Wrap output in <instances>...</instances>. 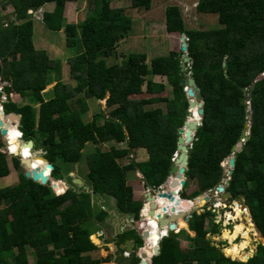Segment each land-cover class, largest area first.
Returning a JSON list of instances; mask_svg holds the SVG:
<instances>
[{"label": "trees", "instance_id": "trees-1", "mask_svg": "<svg viewBox=\"0 0 264 264\" xmlns=\"http://www.w3.org/2000/svg\"><path fill=\"white\" fill-rule=\"evenodd\" d=\"M75 1L3 0L2 3V11L11 6L14 17L2 18L4 12L0 15V80L7 82L3 86L7 96L2 103L3 111L19 114L18 128L24 140H31L35 149H42L54 170L46 185L16 174L12 182L0 186V264L110 262L113 254L109 249L106 258L94 255L98 250L95 243L99 241L92 237L87 226L93 219H105L107 213L100 208L95 212L92 195L114 198L122 213L133 215L139 222L143 202L134 200L133 191L140 182L139 179L129 182L128 173L138 172L148 187L158 189L168 179L177 153V132L189 107L181 84L185 79L183 52H171L167 57L152 59L149 64L146 54H130L121 65H108L105 60L114 57L119 43L129 36L132 19L125 15V9L111 8L108 0H95L93 11L80 23L66 25L65 3ZM129 1L130 9L138 11L151 10L154 2ZM47 3H53L54 7L52 11L42 12V22L55 32L65 25L66 46L77 48L75 56L67 62L75 86L61 81L60 61L52 60L44 49L36 48L33 43L34 23L29 10ZM196 11L217 15L218 26L188 28L179 6H169L165 12L166 30L187 38L190 61L186 67L199 87L205 109L189 153L187 181L181 198L193 201L200 194L223 185L231 203L244 201L253 223L264 235V78L257 81L264 74V0H199ZM50 75L56 81L54 95L45 100L42 92ZM154 76L165 77L167 85L155 83ZM166 86L172 88L171 99ZM250 92L252 99L248 105ZM17 96L38 104L37 113L29 103L17 105ZM88 100L105 101L110 112L101 111L86 122L84 112ZM161 104H166V110ZM249 106L253 114L249 140L234 155L236 164L229 185L225 186L223 164L229 161L248 122ZM196 118L199 119L197 112ZM101 119H104L102 125L98 123ZM12 122L8 126L10 136L16 131ZM3 142L0 135V146ZM7 142L9 152L23 154L24 159H30V153H34L18 139L14 143L7 139ZM113 142L117 146L111 145L106 151L97 147L87 157V181L93 194L65 182L62 164L81 161L88 144L101 146ZM121 144L127 147L119 148ZM140 148L148 151L149 161L124 163L123 160ZM11 161L15 169L21 167L18 158L12 157ZM31 161L35 167L45 165L40 158ZM9 175L6 154L0 152V178L9 180ZM193 182L197 189L190 197L185 190ZM160 202L169 203L165 199ZM191 205L186 201L178 207L184 211V207L188 210ZM148 210L146 206V215ZM215 217L212 209L194 212L189 225L195 237L185 230L170 232L168 236L166 230L162 231V236L167 237L161 240L160 253L152 264H264L261 243L246 262L232 260V256H226L214 245L208 236L221 232ZM155 224L153 233L158 232ZM179 225L184 227V221ZM184 235L190 241L186 250L180 238ZM118 239L119 244L132 239L139 247L143 245L135 230L120 234ZM28 249L35 252L34 262H30ZM145 252L148 257L152 254L150 248H145ZM133 260L135 264L139 262L138 258Z\"/></svg>", "mask_w": 264, "mask_h": 264}, {"label": "rangeland", "instance_id": "rangeland-1", "mask_svg": "<svg viewBox=\"0 0 264 264\" xmlns=\"http://www.w3.org/2000/svg\"><path fill=\"white\" fill-rule=\"evenodd\" d=\"M110 2L111 8H123L124 13L126 16L132 19L133 21V27L129 34V36L121 41L119 43V46L117 48V54L110 59H106L108 65L112 64H119L121 65L123 61L130 55V54H146L148 58V64L151 62L152 59L157 57H167L171 52H177L179 53L182 49V34L179 33H169L166 30V9L169 6L176 5L179 6L182 9L183 16L185 19V22L188 26V28H194V29H213L218 26V16L217 15H202L199 14L196 11V5L199 0H154L152 9L147 10H133L130 9V1L129 0H108ZM2 3L3 0H0V15H3L4 17L13 19L12 16V8L11 6H7L4 11H2ZM54 4L53 3H47L40 9H37L36 11H33L30 13L31 18L34 23L33 27V43L36 48L44 49L47 53V55L54 61H60L62 64L61 66V81L64 84L75 86V82L70 78L69 75V67H68V60L69 58H72L77 53V48H68L66 46V37L64 35V26L61 31L55 32V30L48 29L44 23L42 22V12L43 11H51L53 9ZM95 7V0H77L75 2H71L68 5L65 4V23L70 24H78L80 23L85 16H87L90 12L93 11ZM14 15V14H13ZM185 41H187V38L185 37ZM189 77L190 74H189ZM158 82H163L165 85L166 78H158ZM55 78L53 75H50V80L48 85L45 87V90L42 92L43 98L45 100L50 99L53 97V87L55 85ZM0 86L2 87L0 90V98L4 96L7 99L6 93L3 91V83L0 80ZM171 86H166V89L168 90ZM171 89V88H170ZM173 97V94H171ZM15 99V98H13ZM17 105H25L29 103L34 110L38 111V104L30 103L29 99L26 97H19L17 96L16 99ZM75 103L73 102V105ZM87 109L84 112L86 114L84 116V119L86 122H89L93 119V116L100 113L101 111L107 113L110 112V109L108 110L106 108V102L105 101H95V100H88L86 101ZM164 107V110H166L165 105H162ZM75 108L78 109V106L76 105ZM5 119H7V114H5ZM10 121H13L12 123L15 124L16 128H18L19 120L17 118L9 117ZM8 119V120H9ZM104 122V119H101L98 123L102 125ZM3 139V146H0V152H3L6 154V162L7 166L9 168V172L11 175H9L8 179L5 180L4 178H0V186L7 182H12L15 179L16 174H24V168L22 166L19 169H15L12 164V157H14L12 154H10L6 147H5V140ZM21 144V142H20ZM111 145L117 146L116 143H108L101 146H95L93 144H88L86 148L83 151V158L78 163H68V164H62L61 169L63 173V179L68 181L71 186H73L75 189H80L82 185L76 184L73 181V177H76L78 179H81L84 184H88L87 181V175L89 172L88 166H87V157L94 153L97 150V147L101 151H106L110 149ZM127 145L124 144L122 148H126ZM39 148V147H37ZM37 150H41L40 148ZM17 158V157H16ZM130 161H135L136 158H126L124 160V163H129ZM226 163V164H225ZM223 164V167L226 170V174L229 175L230 166L228 165V161H225ZM70 170H74L73 177H69L68 173ZM225 174V175H226ZM135 173L129 172L128 173V181H135ZM228 180V178L226 179ZM225 183V181H224ZM137 188V184L135 185ZM134 187V188H135ZM197 189L196 184L193 182L191 185H189L188 188H186L185 192L188 196H190L195 190ZM152 191L157 192L152 188ZM215 191V192H214ZM213 192H208V195L210 196L211 200L216 199L218 204L217 206L210 203L209 205H203L197 212L202 213L205 210L212 209L215 214V220L216 223H220L221 225V232L216 235H209V239L213 242L214 245L219 247L223 250L226 256L235 257L232 260H243L248 261L256 252L258 245L260 244V240L262 241V236L258 233L257 229L254 227V225L250 222H247L245 219V215L247 216L249 214V209L245 205L244 201H237L235 204L231 203L229 200L226 201V199L223 198L222 193L216 192L214 190ZM133 198L134 200L136 198H140V201H143V206L146 203L145 198L137 196L135 194V190L133 191ZM207 193V192H206ZM205 193L200 194L204 195ZM191 197V196H190ZM107 205L114 206V202L112 198L107 197ZM136 201V200H135ZM93 206L95 207V212L98 213L100 209L105 211L104 209H108L105 205H101V202H99L96 198L93 201ZM149 206V205H148ZM147 206V207H148ZM207 208V209H205ZM184 211L186 208L184 207ZM240 212H244V214H241ZM194 213V212H190ZM106 219V218H105ZM105 219L101 220L100 222H103V226H107L105 224ZM179 220L178 219V223ZM105 224V225H104ZM237 226H240L243 228V233H241L238 238L235 241H231L229 238L226 237V233L234 234L235 229ZM92 230L91 227H88ZM111 229V226L108 227ZM184 230V229H183ZM249 233L250 235V243L249 247L245 251H239L236 250L238 246H240L244 241V234ZM187 234L190 235L189 232L186 231ZM191 236V235H190ZM193 237V236H191ZM181 245L184 250L188 249L190 245V241L186 239V235L181 236ZM92 240V238H91ZM93 241V240H92ZM94 242V241H93ZM95 243V242H94ZM99 243V242H98ZM98 243H95L96 245ZM108 248L101 246L98 247V250L94 252L95 258L103 257L106 258L108 255L105 253ZM240 250V249H239ZM110 251V250H109ZM29 259L30 262H34L36 259L35 252L31 249H28ZM103 264H128L127 260H117L114 261L112 258L111 262L103 263Z\"/></svg>", "mask_w": 264, "mask_h": 264}, {"label": "water", "instance_id": "water-1", "mask_svg": "<svg viewBox=\"0 0 264 264\" xmlns=\"http://www.w3.org/2000/svg\"><path fill=\"white\" fill-rule=\"evenodd\" d=\"M36 10V9H35ZM185 35L182 34V52H183V65H182V72L184 73L185 79L182 80L181 84L184 87V92L186 94L187 100L189 102V108L186 112L185 120L183 122V126L178 129V146H177V154L175 156V160H173V166L171 170L169 171V177L162 185L157 192H152L150 190L147 191L146 197H145V205L144 209L141 212L138 228H137V235L141 238L143 241V246L140 248H136V244L133 240H126L124 244H121L119 247L121 250H126L130 252L133 255H136L140 258L139 264H152V260L155 256L159 255L160 253V245L159 242L152 247L148 240L152 237V230H154L153 222L157 223L158 226V238L162 239V231L166 230L168 232H173L178 230V219L185 220L188 225L190 223V220L192 218V213H184L178 206L180 203V200L176 197H180V193L183 190V188L186 186V171L188 170V163H189V153L192 149L193 142L195 140V134L198 130V128L202 125V118L205 113L204 109V101L202 98V95L200 94V90L198 85L196 84V81L189 77L188 70L186 68L185 63L190 61V58L188 57V47L185 43ZM227 64L225 63V67ZM191 76V73H190ZM264 78V74L260 75L257 78V81ZM7 84L6 81H3V85ZM255 87V84L252 85L251 89L253 90ZM2 87L0 86V89ZM252 99V93L250 92L247 95L246 103L250 105ZM7 99L2 96L0 98V108L2 111V102H5ZM194 109H197V115L199 116V119L196 118V113L193 111ZM252 107L249 106V117L248 122L245 124V128L243 130V133L240 136L239 142L236 144L235 147H233V152L229 157L228 165L230 166L229 175H225L228 180H224L223 183L225 186L229 185L230 176L233 173V169L235 167L236 161H235V154L240 152L241 149L244 146V143H246L249 140V136L251 133V119L253 117V114L251 112ZM4 114V113H3ZM7 120L9 117L20 119L19 114L16 113H10L7 114ZM5 117V115H4ZM8 126L9 123L7 122L3 127L0 126V135L4 138L7 145V138L6 134L8 133ZM45 144V141H44ZM23 147L29 148L34 150V153L38 158L42 159V161L45 162V165L43 168L35 167L33 166V162L31 159H24L23 154H15L13 152L14 157H18L20 164L22 168H24V177L26 179H30L33 182L41 183L42 185H46L50 180V172L54 170V166L51 163H48L46 158L44 157V152L42 150H35L33 149V142L27 141L26 143L22 144ZM23 157V158H22ZM226 173V172H225ZM74 183L82 185L83 181L81 179H75ZM83 186V185H82ZM84 189H87L86 186H83ZM178 187H181L180 191L178 190ZM147 189V188H146ZM216 192L222 193L223 198L228 201L230 199V195L225 192V188L223 185H219L216 189ZM161 199H165L169 201L170 203H167L166 205H163L162 202H160ZM181 199V197H180ZM182 200V199H181ZM203 201L205 202L204 205H209L212 203L213 205H217V200H211L208 193H205L204 195H201L197 198H195L193 201ZM184 202L187 200H183ZM189 202V201H187ZM236 202L234 201L233 204ZM150 205V208L148 210V215L145 213V207L146 205ZM173 205V206H172ZM200 209V207H195L191 212H197ZM245 219L252 220L251 214L249 212V215H245ZM134 222V220H132ZM253 221V220H252ZM255 225V224H254ZM258 233L262 236V241L260 240V243L264 245V235L262 232L257 228ZM186 230V229H185ZM187 232L190 233L191 236L195 237V232L192 231L189 227H187ZM117 241L115 242L116 246ZM145 248H152V254L151 256H147L148 254L144 250ZM243 261V260H241ZM246 262V261H243Z\"/></svg>", "mask_w": 264, "mask_h": 264}, {"label": "crops", "instance_id": "crops-1", "mask_svg": "<svg viewBox=\"0 0 264 264\" xmlns=\"http://www.w3.org/2000/svg\"><path fill=\"white\" fill-rule=\"evenodd\" d=\"M68 4L69 3L66 2V5H68ZM65 13H66V9L64 7V16H65ZM160 77L161 76H154L152 79H153V81L155 83H161V82L157 81V79L160 78ZM162 78H165V77H162ZM166 83H167V79H166ZM170 88L168 90H166V91L169 92V96H170V99H171L172 96L170 94H171L172 88L171 89ZM162 105H165V107H166V104H161L159 106L163 107ZM163 109H164V107H163ZM123 145L124 144H121V145H118V146H119V148H122ZM133 157L136 158V162L137 163L147 162L150 159V155H149L148 151L146 149H144V148H140V149L135 150L134 153H133ZM73 171L74 170H70L69 171V173H68L69 177H73V173L75 172V171L74 172ZM135 177H136L135 179L136 180L139 179L138 181L140 182L139 185L137 186V188L136 187L134 188L135 194L137 196L145 198L146 197V188H145V186H147V184L145 183V178L142 175H140L138 172L135 173ZM73 178H74L73 179V181H74L76 179V177H73ZM143 179H144V182H143ZM67 183H68V185H70L69 182H67ZM84 185L87 187V190L88 189L90 191L93 190V188L91 187L90 184H87V185L84 184ZM149 189L152 190V188H150V187H149ZM107 197H109V196H103V197H99L97 195L94 196V200L96 198L99 202H101V205H105L109 209V210L104 209L105 212L107 213V216H106V219H105V224H107V226H103L102 227L101 224H103V222H100L96 218V219H93L92 223L89 224L87 227H91L92 228V230L90 229V231L92 233V237L94 236L99 241L97 246L98 247H101V246L107 247L110 250V252L113 254L112 258L114 259V261H116L115 254H116L117 251H119V248H120V247L117 248L119 242H117L116 243L117 246H115V242L117 241V237L120 234L124 233L126 230L136 229L137 228V223L132 221L134 219L133 215L122 213L118 209V207L116 205V200L114 198L109 197V198L113 199L114 206L110 207L109 205H107V203H106L107 202V200H106ZM135 200L136 201H140V198H136ZM110 226H111V229L108 228ZM105 253H107V251Z\"/></svg>", "mask_w": 264, "mask_h": 264}, {"label": "bare ground", "instance_id": "bare-ground-1", "mask_svg": "<svg viewBox=\"0 0 264 264\" xmlns=\"http://www.w3.org/2000/svg\"><path fill=\"white\" fill-rule=\"evenodd\" d=\"M195 113L197 112V109H194L193 110ZM196 116V115H195ZM9 119V118H8ZM10 123V122H12V121H10V119L9 120H7V119H5L4 118V114L1 112V110H0V126H4L6 123ZM20 137V135H19V131H18V129H16V131H15V133H13V135L12 136H10V135H7L6 134V138L8 139V140H10V142L11 143H14L18 138ZM7 145H8V142H7ZM29 149V148H28ZM21 151H23L24 150V148H21L20 149ZM10 153V152H9ZM36 158H38V156H36V154L35 153H30V159H36ZM42 160V159H41ZM226 164V163H225ZM181 190V187H178V190L177 191H180ZM215 192V191H214ZM179 200H180V203L181 202H183L181 199H180V197H178V196H176ZM192 205H191V207L188 209V211H184V213H189V212H191L195 207H202L204 204H205V202H203V201H196V202H194V201H189ZM170 203V202H169ZM218 203V202H217ZM171 204V203H170ZM146 206H148V205H146ZM217 206V205H216ZM149 208H150V205L148 206ZM183 211V210H182ZM241 214H244V212H240ZM180 221H184V227H182V228H180L179 226V223H178V230L177 231H180V230H182V229H186L187 230V227H189L190 228V225H188V223L185 221V220H179V222ZM247 222H250V219H247L246 220ZM251 223L254 225V223H253V221H251ZM153 224H155V222H153ZM156 225V224H155ZM254 227H255V225H254ZM243 231V228H241L240 226H237L236 227V229H235V232H234V234H229V233H226V237L227 238H229L232 242L233 241H235L237 238H238V236L241 234V233H243L242 232ZM260 234V233H259ZM159 236H158V234L157 233H153L152 232V237H151V239L150 240H148V242L150 243V245H152V247L154 246V245H156L159 241H160V238H158ZM244 238H245V241L240 245V246H238L237 247V249L236 250H238V252L239 251H245L248 247H249V243H250V235H249V233L247 232V233H245L244 234ZM151 250H152V248H150ZM240 249V250H239Z\"/></svg>", "mask_w": 264, "mask_h": 264}, {"label": "clouds", "instance_id": "clouds-1", "mask_svg": "<svg viewBox=\"0 0 264 264\" xmlns=\"http://www.w3.org/2000/svg\"><path fill=\"white\" fill-rule=\"evenodd\" d=\"M67 3H71V2H67ZM65 4H66V3H65ZM53 7H54V6H53ZM37 9H40V8H37ZM37 9H36V10H37ZM36 10H33V11H36ZM52 10H53V9H52ZM52 10H51V11H52ZM33 11L29 10V13H32ZM84 18H85V17H84ZM75 24H76V23H75ZM185 43H186V41H185ZM182 45H183V43H182ZM186 45H187V44H186ZM181 51H182V50H181ZM182 56H183V55H182ZM188 57H189V56H188ZM182 63H183V57H182ZM185 65H186V63H185ZM186 68H187V67H186ZM187 70H189V68H187ZM188 74H190V73H188ZM0 90H1V89H0ZM186 98H187V97H186ZM101 102H102V101H101ZM2 103H3V102H2ZM2 103H1V104H2ZM188 108H189V107H188ZM2 111H3V107H2ZM3 113H4V111H3ZM185 116H186V114H185ZM17 129H18V131H19V135H20V137L18 138L19 142H21V144L26 143L27 141L24 140L22 132L19 130V128H17ZM32 142H33V141H32ZM5 147H6L7 151L9 152V148H8V145H6V141H5ZM33 149H35L34 144H33ZM30 150H32V149H30ZM35 150H37V149H35ZM41 150H42V149H41ZM42 151H43V150H42ZM32 152H34V150H32ZM10 154L13 155V153H10ZM176 155L178 156V154L176 153V154L174 155L173 160H175V156H176ZM17 158H18V157H17ZM130 158H133V154L130 156ZM18 159H19V158H18ZM173 160H172V161H173ZM48 163H50V162H48ZM50 173H52V172H50ZM50 177H51V174H50ZM76 179H77V178H76ZM65 182L67 183L68 181L65 180ZM165 182H166V181H165ZM67 184H68V183H67ZM163 185H164V184H163ZM83 186H85V185L83 184ZM83 186H80V187H81L82 189H84ZM160 187H161V186H160ZM160 187H159V188H160ZM145 188H147V189H146V193H147L148 190L152 191L151 189H149L148 186H145ZM159 188H158V189H159ZM158 189H154V190L157 191ZM183 189H184V188H183ZM84 190L87 191V192H89V193H91V194H93V190H92V191H90L89 189H88V190H87V189H84ZM152 192H154V191H152ZM181 192H182V191H181ZM210 192H213V191H210ZM207 193H208V192H207ZM92 196H93V201H94V196H96V195H92ZM180 197H181V193H180ZM183 200H184V199H183ZM187 201H189V200H187ZM190 201H191V200H190ZM145 202H146V201H145ZM144 205H145V204H144ZM147 205H148V204H147ZM215 206H216V205H215ZM143 207H144V206H143ZM143 209H144V208H143ZM143 209L141 210V212L143 211ZM141 212H140V216H141ZM248 215H249V214H248ZM133 220H134V222H136L135 219H133ZM139 220H140V219H139ZM136 223H137V228H138V224H139V223H138V222H136ZM177 224H178V223H177ZM137 228H136V229H131V230H135V231H137ZM131 230H126L125 232H127V231H131ZM182 230H183V229H182ZM184 230H185V229H184ZM180 231H181V230H180ZM180 231H177V230H176V231H173V232H175V233H179ZM185 231H186V230H185ZM125 232H124V233H125ZM170 232H171V231H170ZM170 232L167 233V236L169 235ZM167 236H163L162 239H163L164 237H167ZM91 238H92V237H91ZM162 239H160V241H159V245H160V242H161ZM131 240H132V239H131ZM133 241L135 242V240H133ZM117 242H119L118 237H117ZM123 244H124V243H123ZM135 244H136V246H137L138 248H140L136 242H135ZM120 245H121V244H118V246H117V244H116L117 248H119ZM142 246H143V245H142ZM142 246H141V247H142ZM119 251L122 253V256H123L125 259H129V258L132 256V257H134V258H138V259H139V263H140V258L137 257L136 255H133V254H131V253L129 252V253H130V256H129V257H125V256H124V253H125V252H128V251H126V250H121L120 248H119ZM110 262H111V261H110ZM139 263H137V264H139Z\"/></svg>", "mask_w": 264, "mask_h": 264}, {"label": "flooded vegetation", "instance_id": "flooded-vegetation-1", "mask_svg": "<svg viewBox=\"0 0 264 264\" xmlns=\"http://www.w3.org/2000/svg\"><path fill=\"white\" fill-rule=\"evenodd\" d=\"M183 201V200H182ZM184 202V201H183ZM186 202V201H185ZM136 242V241H135ZM137 243V242H136ZM136 248H138L137 246H136ZM115 256H116V261L117 260H127L128 261V264H135V260H133L134 259V257H130L129 259H125L123 256H122V253L120 252V251H117L116 252V254H115ZM139 263V262H138ZM153 263V262H152Z\"/></svg>", "mask_w": 264, "mask_h": 264}, {"label": "built area", "instance_id": "built-area-1", "mask_svg": "<svg viewBox=\"0 0 264 264\" xmlns=\"http://www.w3.org/2000/svg\"><path fill=\"white\" fill-rule=\"evenodd\" d=\"M124 256H125V257H129V256H130V253H129V252H125V253H124Z\"/></svg>", "mask_w": 264, "mask_h": 264}]
</instances>
